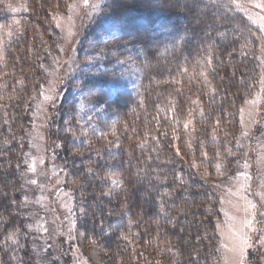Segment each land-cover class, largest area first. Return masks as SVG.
I'll return each instance as SVG.
<instances>
[{"label": "trees", "instance_id": "obj_1", "mask_svg": "<svg viewBox=\"0 0 264 264\" xmlns=\"http://www.w3.org/2000/svg\"><path fill=\"white\" fill-rule=\"evenodd\" d=\"M68 1L28 0L0 61V264H34L21 192L30 110L59 38L51 14ZM5 4L0 24L14 17ZM104 13L110 35L94 44L108 60L115 42L135 46L141 72L136 87L87 91L110 111L90 142L74 101L56 118L84 245L102 264H219L220 200L202 168L213 173L216 150L235 153L239 108L259 86L257 31L231 0H109ZM201 57L215 95L182 72ZM202 150L211 158L198 167Z\"/></svg>", "mask_w": 264, "mask_h": 264}, {"label": "rangeland", "instance_id": "obj_2", "mask_svg": "<svg viewBox=\"0 0 264 264\" xmlns=\"http://www.w3.org/2000/svg\"><path fill=\"white\" fill-rule=\"evenodd\" d=\"M2 1L14 15L0 24V61L5 63L8 46L16 36L15 29L23 22L16 14L25 11L28 0ZM108 1L89 0L85 6L83 0H69L51 14L59 38L56 48L49 50L43 63L44 78L30 110L21 191L34 264H102L100 253L84 245L77 226L73 184L60 155V137L52 131L59 129L57 119L65 109L64 100H72L79 122L77 134L81 140L90 142L101 133L100 120L110 111L106 105L91 100L87 91L103 84L114 89L139 84L141 67L136 61L138 49L135 46L115 42L116 54L108 60L105 48L94 44L95 38L110 35V21L104 13ZM231 1L257 31L259 86L239 108L235 153L229 154L231 148L216 150L211 162L213 173L202 168V174L220 200L219 264H264V244L261 243L264 240V0ZM73 3L77 8L70 10ZM96 4L98 8L93 7ZM69 29L73 33L70 37ZM207 61H210L208 57L193 60L182 72L195 79L192 83H196L200 91L215 95ZM190 123L187 119L182 126ZM197 157L192 156L190 161L199 167L211 154L202 150ZM32 168L35 171H30ZM33 180L35 183L31 182ZM248 221L252 222L251 227ZM245 238L251 247L243 244Z\"/></svg>", "mask_w": 264, "mask_h": 264}, {"label": "snow or ice", "instance_id": "obj_3", "mask_svg": "<svg viewBox=\"0 0 264 264\" xmlns=\"http://www.w3.org/2000/svg\"><path fill=\"white\" fill-rule=\"evenodd\" d=\"M83 3H84L85 6H87L88 3H89V0H83ZM69 7H70V10H75V9L77 8V4L73 3V4L70 5ZM93 7H94V8H98L99 5L96 4V5H93ZM70 20H71V17H69V21H70ZM57 26H59V24H58ZM72 34H73V33H72L71 30L69 29V32H68L69 37H70ZM9 35H11V33H9ZM205 59L207 60V58H205ZM203 62H204V61H202L201 63H203ZM207 62L210 63V61H207ZM201 74L203 75V73H201ZM48 98H50V97H48ZM229 154H231L230 151H229ZM219 167H220V165L217 164V169H219ZM30 171H35V169L32 168V169H30ZM31 182H32V183H35L34 180L31 181ZM116 182H118V181L114 180V183H116ZM252 207L254 208L255 205H252ZM247 224H248L249 227L252 226V222H251V221H248ZM8 239H11V240L15 241V240H16V233H12V234L8 237ZM261 243L264 244V240H262ZM243 244H244L246 247H251V244L248 243L247 238H245V239L243 240ZM240 254H241V255L243 254V248L240 249Z\"/></svg>", "mask_w": 264, "mask_h": 264}]
</instances>
